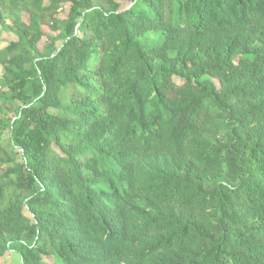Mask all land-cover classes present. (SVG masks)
I'll return each mask as SVG.
<instances>
[{"label":"trees","instance_id":"16d2710c","mask_svg":"<svg viewBox=\"0 0 264 264\" xmlns=\"http://www.w3.org/2000/svg\"><path fill=\"white\" fill-rule=\"evenodd\" d=\"M0 24V264H264V0H0Z\"/></svg>","mask_w":264,"mask_h":264},{"label":"rangeland","instance_id":"374dc122","mask_svg":"<svg viewBox=\"0 0 264 264\" xmlns=\"http://www.w3.org/2000/svg\"><path fill=\"white\" fill-rule=\"evenodd\" d=\"M7 17V14H4V18ZM9 20L8 18L5 19L3 25L5 26L6 23H8ZM3 25L0 24V49L5 45V43L7 41H9V39H13L14 38V33L8 29H4ZM51 21L48 20L47 18L45 19V23L43 25V28L45 29V31L51 36V39L49 41L54 42L55 46L58 45L60 43L59 40H55L54 37L57 36L58 31H55L51 26ZM55 40V41H54ZM2 72V67L0 66V73ZM9 264H13L14 261L13 259H11L9 257L8 259Z\"/></svg>","mask_w":264,"mask_h":264}]
</instances>
